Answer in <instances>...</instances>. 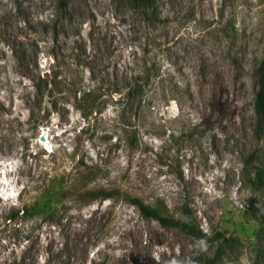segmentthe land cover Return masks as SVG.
Here are the masks:
<instances>
[{
    "label": "rangeland",
    "instance_id": "1",
    "mask_svg": "<svg viewBox=\"0 0 264 264\" xmlns=\"http://www.w3.org/2000/svg\"><path fill=\"white\" fill-rule=\"evenodd\" d=\"M156 2L150 24L127 0H0V264L215 256L132 199L175 219L188 204L205 233L237 239L217 264L264 250V189L251 185L264 0Z\"/></svg>",
    "mask_w": 264,
    "mask_h": 264
},
{
    "label": "trees",
    "instance_id": "2",
    "mask_svg": "<svg viewBox=\"0 0 264 264\" xmlns=\"http://www.w3.org/2000/svg\"><path fill=\"white\" fill-rule=\"evenodd\" d=\"M127 2L133 11H137L140 13V16H142L145 22H148L150 24H155L160 21L157 12L158 7L156 0H127ZM257 74L259 80V88L255 98V115H256V133L259 137L264 132V57L257 69ZM130 91H132L133 95L135 93L140 94V92H142L141 86L135 84L134 87H132V90ZM86 95H85V99L83 100L84 105L81 104L82 99L80 100V102H78L79 103L78 108H80L79 110L82 111L84 115H86V112L89 110L91 113L94 111L93 107L86 106L89 97L91 95V91L89 90L86 93ZM257 159H258L257 153H253L249 156L247 164L251 166L255 161H257ZM251 185H253L257 190L264 189L263 168L259 167L255 170V179L251 181ZM114 194L115 192L112 191L111 192L102 191L101 195L100 196L97 195V197H101L105 200H108ZM132 203L138 207L140 212L146 218L157 221L162 227L175 229L197 240H202L208 243L217 244L218 249L215 256L211 259H207L205 264H217L220 258L226 252V250L232 249L235 244H239V241L237 239L227 238L222 233H218L214 236L205 233L201 229L197 218L195 217L192 209L190 208V205L188 204L184 205L183 218L175 219L164 216L159 211L151 208L150 206L145 205L144 202H142L140 199H132ZM33 210H34L33 208H30V209H26V210L24 209L22 211L14 212L11 215H9L7 221L11 223L15 219H17L22 212L24 214H26V212L27 214H32ZM262 233H264V228L261 230L260 234ZM263 257H264V250L262 246H260L257 255V261L255 264H260L262 262Z\"/></svg>",
    "mask_w": 264,
    "mask_h": 264
},
{
    "label": "clouds",
    "instance_id": "3",
    "mask_svg": "<svg viewBox=\"0 0 264 264\" xmlns=\"http://www.w3.org/2000/svg\"><path fill=\"white\" fill-rule=\"evenodd\" d=\"M172 264H176V262H175V261H173V262H172Z\"/></svg>",
    "mask_w": 264,
    "mask_h": 264
},
{
    "label": "water",
    "instance_id": "4",
    "mask_svg": "<svg viewBox=\"0 0 264 264\" xmlns=\"http://www.w3.org/2000/svg\"><path fill=\"white\" fill-rule=\"evenodd\" d=\"M43 139V138H42Z\"/></svg>",
    "mask_w": 264,
    "mask_h": 264
}]
</instances>
